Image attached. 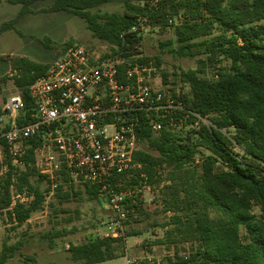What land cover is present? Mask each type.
<instances>
[{
    "label": "trees",
    "instance_id": "trees-1",
    "mask_svg": "<svg viewBox=\"0 0 264 264\" xmlns=\"http://www.w3.org/2000/svg\"><path fill=\"white\" fill-rule=\"evenodd\" d=\"M6 1L21 9L15 19L1 25L0 34L16 30L15 25L24 15L36 13L33 5L47 0ZM48 1L49 6L42 12L72 14L84 20L97 39L121 51L142 40L143 30L132 32L142 22L146 27L174 29L176 54L188 58L206 56L216 79L202 77L203 69L183 73L181 79L191 88L190 95L183 94L187 107L208 117L212 127L174 131L165 128L156 135L145 115L140 114L137 134L140 146L145 144L147 150L140 148L135 154L141 169L127 185L139 186L145 175L147 186L161 188L163 212L172 214L170 223L164 226L171 227L166 239L171 244L194 246L190 257L181 264H264V0H157L155 5V0ZM117 1L123 4V13L94 12ZM72 44L67 43L64 51ZM25 60L26 65L17 69L13 80L27 104V114H31L29 88L50 64ZM25 60H14V66ZM224 62L229 65L219 67ZM154 63L159 67V61ZM201 63L206 66L204 61ZM39 144L38 138L28 142V165L34 162V150ZM0 145L9 158L7 144L0 140ZM197 157L200 165H195ZM14 171L17 170L10 167L0 211L11 206ZM36 175L39 181L48 183L46 190L39 182L32 183L31 177ZM69 180L66 174L59 179L55 197L61 204L79 196L74 192L76 185ZM49 184L34 167L28 166L18 176V189L26 188L34 197L29 205L15 207L19 224L27 222L43 205ZM85 191L89 200L101 198L98 187H86ZM133 208L128 224L144 214L143 200L137 197ZM125 241L95 238L79 246L71 245L67 252L75 263L100 264L123 255L119 245ZM16 250L4 243L0 264H10Z\"/></svg>",
    "mask_w": 264,
    "mask_h": 264
},
{
    "label": "built area",
    "instance_id": "built-area-1",
    "mask_svg": "<svg viewBox=\"0 0 264 264\" xmlns=\"http://www.w3.org/2000/svg\"><path fill=\"white\" fill-rule=\"evenodd\" d=\"M144 28L141 22L132 32ZM111 47L115 51L95 57L85 46L71 45L30 86L31 114L21 93L3 99L0 140L8 146L13 168L34 167L47 177L46 198L55 197L64 174L76 186L98 187L111 213L102 238L126 239L133 202L151 189L145 175L142 186L127 185L141 169L134 159L140 150L139 115L156 135L165 128L200 129L212 123L187 107L180 90L156 85L157 68L146 63L137 45L123 51ZM35 138L40 144L28 165V142Z\"/></svg>",
    "mask_w": 264,
    "mask_h": 264
},
{
    "label": "rangeland",
    "instance_id": "rangeland-1",
    "mask_svg": "<svg viewBox=\"0 0 264 264\" xmlns=\"http://www.w3.org/2000/svg\"><path fill=\"white\" fill-rule=\"evenodd\" d=\"M48 6V0L33 5L36 13L24 15L15 25L16 30L0 34V97L3 99L21 93L13 79L17 76V69L26 65L25 59L51 65L65 54L64 46L70 42L72 45L85 46L95 57H103L110 51H115L109 44L97 39L89 31L84 20L66 12H42ZM20 9V5L0 0V27L5 22L15 19ZM123 11L121 1L102 5L94 10L100 14ZM141 37L136 51L144 56L145 61L147 58L151 59L146 63H152L154 67H156L154 60L160 63L159 67H156L157 74L154 75L157 86L167 85L190 95V86L181 79L183 73L203 69L205 72L202 77L216 79V76H213L215 70L206 61L204 54L188 58L175 53L174 29L146 27ZM18 58L25 61L18 62L16 67L13 61ZM201 61L206 63L205 67ZM228 65V62H224L219 67ZM140 148L147 150L145 144ZM195 165H200L199 157L196 158ZM10 167H12L10 158L2 147L0 199L4 193ZM25 171H14L13 184L10 186L11 206L0 211V255L4 243H7L8 246L17 247L9 260L10 264H79L71 260L67 250L71 245L79 246L91 239L103 237L106 233L103 225L111 216L106 199L101 197L98 200H89L85 188L75 186L74 192H78L79 196L72 197L69 203L61 204L58 198L47 197L27 222L19 224L14 216L15 207L18 204L29 205L34 199L33 196H29L26 188L20 191L16 185L18 176ZM31 181L33 184L39 182L42 190L48 188V183L39 181L38 175L31 177ZM142 195L144 214L130 220L127 231L129 236L119 245L123 255L101 264H127L128 259L133 260L135 257L131 254V247L134 240H137L136 246L145 252L146 257L137 259L144 264H181V260L189 258L193 252L194 246L191 244H171L166 239V231L171 227L164 226L170 223L172 214L163 212L161 188L145 190ZM254 212L258 214L259 210L255 209ZM212 216L216 217L215 214ZM241 235L245 240L244 231Z\"/></svg>",
    "mask_w": 264,
    "mask_h": 264
},
{
    "label": "crops",
    "instance_id": "crops-1",
    "mask_svg": "<svg viewBox=\"0 0 264 264\" xmlns=\"http://www.w3.org/2000/svg\"><path fill=\"white\" fill-rule=\"evenodd\" d=\"M30 60H32V59H30ZM32 61H34V60H32ZM35 62H37V61H35ZM38 63H41V62H38ZM53 63V62H52ZM51 63V64H52ZM42 64H50V63H42ZM3 102V98H1L0 97V103H2ZM136 244H137V240H134V244L132 245V247H131V254L135 257L133 260H137V259H139V258H143L145 255H144V253L145 252H143V250L140 248V247H137L136 246ZM127 248H126V252H127ZM148 255V254H147ZM146 257V256H145ZM148 258L150 259V260H152L151 259V257H149L148 256ZM128 260H130V259H128ZM105 263V262H104ZM101 264V263H100Z\"/></svg>",
    "mask_w": 264,
    "mask_h": 264
},
{
    "label": "water",
    "instance_id": "water-1",
    "mask_svg": "<svg viewBox=\"0 0 264 264\" xmlns=\"http://www.w3.org/2000/svg\"><path fill=\"white\" fill-rule=\"evenodd\" d=\"M2 103H0V106H1Z\"/></svg>",
    "mask_w": 264,
    "mask_h": 264
}]
</instances>
